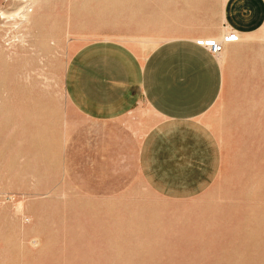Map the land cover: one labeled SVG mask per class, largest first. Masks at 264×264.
Here are the masks:
<instances>
[{
  "label": "rangeland",
  "instance_id": "374dc122",
  "mask_svg": "<svg viewBox=\"0 0 264 264\" xmlns=\"http://www.w3.org/2000/svg\"><path fill=\"white\" fill-rule=\"evenodd\" d=\"M223 1L37 0L26 22L2 18L23 0H0V264H264V26L224 43L202 117L219 168L191 197L144 181L145 105L96 121L65 92L69 60L94 40L143 54L180 36L223 40Z\"/></svg>",
  "mask_w": 264,
  "mask_h": 264
},
{
  "label": "crops",
  "instance_id": "0c3cea01",
  "mask_svg": "<svg viewBox=\"0 0 264 264\" xmlns=\"http://www.w3.org/2000/svg\"><path fill=\"white\" fill-rule=\"evenodd\" d=\"M222 18L226 31L254 32L264 26V0H224ZM194 39H167L146 54L116 40H94L74 52L65 70L66 95L83 116L109 121L143 105L154 115L141 135L138 167L146 184L166 198L202 192L220 163L202 117L221 92L222 66Z\"/></svg>",
  "mask_w": 264,
  "mask_h": 264
},
{
  "label": "built area",
  "instance_id": "2783aa9c",
  "mask_svg": "<svg viewBox=\"0 0 264 264\" xmlns=\"http://www.w3.org/2000/svg\"><path fill=\"white\" fill-rule=\"evenodd\" d=\"M236 32L233 29H228L227 33L224 36V39L221 41L207 39V40H197V44L205 46L207 50L214 56L221 53L223 50L224 42H232L237 40Z\"/></svg>",
  "mask_w": 264,
  "mask_h": 264
},
{
  "label": "bare ground",
  "instance_id": "6f19581e",
  "mask_svg": "<svg viewBox=\"0 0 264 264\" xmlns=\"http://www.w3.org/2000/svg\"><path fill=\"white\" fill-rule=\"evenodd\" d=\"M36 1L37 0H23V2H24L23 6H21L16 12L11 13V14H5L2 12V18H4V17L8 18V17H14L15 16V17L19 18L18 20L28 22L29 17H30V13L32 11V7H34ZM226 33H227V31H225V34ZM225 34H224V36H225ZM235 34L237 35V33H235ZM237 38H238V35H237ZM223 46H224V44H223ZM202 47H205V46H202ZM220 54L221 53L215 55V57H219Z\"/></svg>",
  "mask_w": 264,
  "mask_h": 264
}]
</instances>
